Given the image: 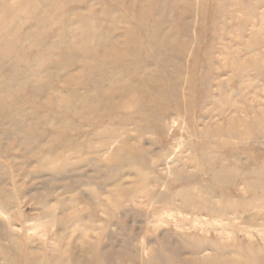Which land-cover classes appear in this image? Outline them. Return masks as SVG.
Here are the masks:
<instances>
[{
    "label": "rangeland",
    "instance_id": "obj_1",
    "mask_svg": "<svg viewBox=\"0 0 264 264\" xmlns=\"http://www.w3.org/2000/svg\"><path fill=\"white\" fill-rule=\"evenodd\" d=\"M0 264H264V0H0Z\"/></svg>",
    "mask_w": 264,
    "mask_h": 264
},
{
    "label": "bare ground",
    "instance_id": "obj_2",
    "mask_svg": "<svg viewBox=\"0 0 264 264\" xmlns=\"http://www.w3.org/2000/svg\"><path fill=\"white\" fill-rule=\"evenodd\" d=\"M190 196V195H189Z\"/></svg>",
    "mask_w": 264,
    "mask_h": 264
}]
</instances>
